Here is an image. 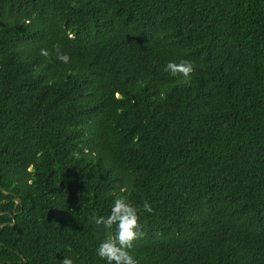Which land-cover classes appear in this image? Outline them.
I'll use <instances>...</instances> for the list:
<instances>
[{"label": "trees", "instance_id": "16d2710c", "mask_svg": "<svg viewBox=\"0 0 264 264\" xmlns=\"http://www.w3.org/2000/svg\"><path fill=\"white\" fill-rule=\"evenodd\" d=\"M118 196L139 264H264V0H0V264H107Z\"/></svg>", "mask_w": 264, "mask_h": 264}, {"label": "clouds", "instance_id": "9594fccd", "mask_svg": "<svg viewBox=\"0 0 264 264\" xmlns=\"http://www.w3.org/2000/svg\"><path fill=\"white\" fill-rule=\"evenodd\" d=\"M56 55L64 63L70 61V57L62 53L59 46H54ZM41 55L48 57L49 50L41 49ZM193 63L189 60L169 61L164 71L170 73L173 77H180L187 82L194 72ZM140 208L132 204L125 196H118L111 208L110 214L106 217L92 214L90 220L96 225L103 226L105 229L116 228L114 235H109L96 248V255L107 264H139V261L133 255L134 242L142 235V226L139 223ZM143 211L151 213L153 211L150 204L145 201ZM60 264H74L70 257H65Z\"/></svg>", "mask_w": 264, "mask_h": 264}]
</instances>
